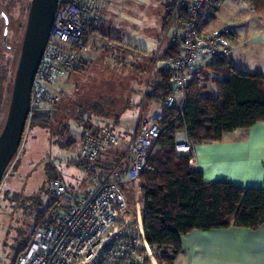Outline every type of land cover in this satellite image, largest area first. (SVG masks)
I'll return each instance as SVG.
<instances>
[{"label":"built area","instance_id":"obj_1","mask_svg":"<svg viewBox=\"0 0 264 264\" xmlns=\"http://www.w3.org/2000/svg\"><path fill=\"white\" fill-rule=\"evenodd\" d=\"M107 1L59 0L33 81L31 112L44 106L52 108L58 103V96L50 93L49 88L54 80L66 78L79 68L92 33L103 20L102 9ZM219 1L171 0L168 14L170 23H177L181 28L180 53L176 59H162L157 64L169 73L170 94L164 99L162 108L177 109L178 116L186 105L187 89L197 73L198 63L227 57L231 50L226 38L227 28L208 35L198 31L201 17ZM161 120L160 113L141 122L137 134L125 146L128 167L116 174L108 173L103 180L96 177V162L102 153L120 144L119 138L110 131H103L97 137L84 133L76 156L85 164V177L91 179V191L80 195L69 191L62 179H52L48 183V193L65 199L64 209L53 227L34 233L14 264H144L143 229L126 214L123 187L136 184L147 170L162 132ZM174 150L177 155L191 151L183 130L175 133Z\"/></svg>","mask_w":264,"mask_h":264},{"label":"crops","instance_id":"obj_2","mask_svg":"<svg viewBox=\"0 0 264 264\" xmlns=\"http://www.w3.org/2000/svg\"><path fill=\"white\" fill-rule=\"evenodd\" d=\"M167 4L164 13L159 11L156 28L145 31L138 16L146 8L141 1L108 0L102 9L103 20L84 52L89 63L94 59L99 61L101 70L96 77L114 81L116 86L124 87L123 90L131 94L119 114L95 115L90 122L113 127L120 144L113 147V152L106 153L114 158L123 154L119 160L123 166L116 169L110 170V163H97L98 180L128 167L126 144L137 134L143 120L161 113L162 104L156 109L154 103L158 102L149 98L158 82L152 63L181 36L180 27L174 31L164 26ZM213 7L212 12L209 10L204 15L206 18L211 13L212 19L202 25L199 33L208 35L227 28L226 38L231 46L227 60L236 69L264 75V3L261 13L256 11L251 0H221ZM206 64L204 61L198 63L196 76L202 72L209 81L204 91L215 96L214 84L224 75L208 70ZM58 81L60 79L54 80ZM70 157L72 160L67 163L81 162L75 153ZM190 164L201 172L205 183L223 181L244 189L261 188L264 183V122L224 133L218 141L194 145ZM179 246L171 264H264V223L254 230L235 226L193 230L180 237ZM151 248L156 249L147 247L145 251Z\"/></svg>","mask_w":264,"mask_h":264},{"label":"trees","instance_id":"obj_3","mask_svg":"<svg viewBox=\"0 0 264 264\" xmlns=\"http://www.w3.org/2000/svg\"><path fill=\"white\" fill-rule=\"evenodd\" d=\"M251 2L256 11L261 13L264 0ZM213 6L207 11L212 12ZM170 7L171 1L166 6V16L163 20L165 27L170 23L168 14ZM1 17L5 23L3 30L5 39L7 19L3 14ZM212 17L211 13L206 18L201 17L198 31ZM179 53L177 40L176 44L169 45L157 58L173 60ZM206 68L217 73L220 71V74L224 75L221 81L214 84L215 96L201 91L195 75L187 89V102L182 115L178 116L177 109H161L162 132L154 147V150L156 148L158 150L149 159L147 170L139 177L142 181L139 186L142 194V216L137 222L143 229L142 244L145 248L155 247L162 250L160 262L163 264L172 263L180 250V237L190 231H207L230 226L254 230L264 223V183L257 189H244L223 181L205 183L201 172L192 168L190 164L194 145L218 141L224 133L264 122V75L236 69L226 57L207 62ZM81 69L82 59L79 68L74 72ZM6 74V69L0 65V85ZM168 77V71L164 69L157 71L158 82L153 87L150 99L163 103L170 94ZM52 118L51 108L33 109L28 119V127L30 130L47 132L52 128ZM85 129L93 137H97L103 131L118 135L113 127L105 124L95 127L89 122ZM178 130L185 132L191 145L188 154L175 153L174 137ZM74 145L75 142L71 140L60 145V148L68 152ZM121 156L122 153L116 161L120 160ZM118 167L111 166L110 170ZM56 178L59 176L49 178L48 183ZM125 188L123 187V191ZM45 193L47 199L49 198L47 203L39 200L37 194L27 198L33 212L32 223L29 226L30 234L26 241L21 242L14 262L26 250L35 231L53 227L64 209L65 204H60V198L49 195L48 188ZM5 195L6 192H3L2 198ZM168 249L171 250L170 254L166 252Z\"/></svg>","mask_w":264,"mask_h":264},{"label":"rangeland","instance_id":"obj_4","mask_svg":"<svg viewBox=\"0 0 264 264\" xmlns=\"http://www.w3.org/2000/svg\"><path fill=\"white\" fill-rule=\"evenodd\" d=\"M139 1L146 6L144 12L138 14L140 22H143V29L154 30L159 11L164 13L165 5L171 0ZM29 3L30 0H0V65L7 72L6 78L0 85V130L8 109ZM1 14L7 19L5 39H3L5 23ZM168 27L174 31L179 28L177 23L173 25L169 23ZM86 54L82 56L81 70L73 72L58 82H53L49 88L50 93L59 98L57 106L51 108L53 110L52 128L47 132L30 130L29 122H27L21 146L3 176L0 185V264H14L21 242L29 237V226L33 219L32 207L27 198L37 194L39 200L47 203L49 198L47 199L45 190L48 188L49 178L58 175L71 192L85 194L91 190V179L84 178V165L78 161L74 162L76 165L67 161L72 160L71 155L74 153L76 155L82 135L88 132L85 128L95 115L115 116L121 112L123 106L128 104L125 100L128 101L127 98L131 94L123 90L124 87L116 86L114 81L96 77L101 70L99 61L94 59L89 63L85 57ZM160 60L157 57L153 60L152 65L156 71L161 69V65L157 64ZM201 73L196 76V80L203 91L206 90V84L209 81ZM154 105L157 109L160 104L154 103ZM93 126L97 127V124ZM71 140L75 142L73 149L65 152L60 148V145ZM112 149L113 147H110L108 152H113ZM157 150L158 148L153 151L152 156ZM116 160L117 158L112 157V154L102 153L96 165L110 163L111 166H123L119 160ZM16 164H18L17 168ZM141 184L142 181L139 178L135 186H128L124 190L127 203L126 214L136 221L142 216V194L139 191ZM3 192H6V195L2 198ZM65 203V199H60L61 205ZM170 251L168 249L166 252L170 254ZM161 252L162 250L147 249L145 255L148 263L146 264H155V262L160 264Z\"/></svg>","mask_w":264,"mask_h":264},{"label":"water","instance_id":"obj_5","mask_svg":"<svg viewBox=\"0 0 264 264\" xmlns=\"http://www.w3.org/2000/svg\"><path fill=\"white\" fill-rule=\"evenodd\" d=\"M59 0H30L4 124L0 130V185L19 150L29 119L32 85Z\"/></svg>","mask_w":264,"mask_h":264}]
</instances>
